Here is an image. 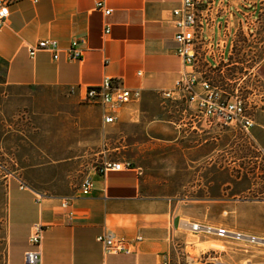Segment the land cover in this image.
Instances as JSON below:
<instances>
[{
	"label": "crops",
	"instance_id": "1",
	"mask_svg": "<svg viewBox=\"0 0 264 264\" xmlns=\"http://www.w3.org/2000/svg\"><path fill=\"white\" fill-rule=\"evenodd\" d=\"M99 1L112 10L110 16L96 10ZM213 1L221 4L211 11L209 25L196 47L195 72L205 78L225 62L237 31L249 28L247 7L255 8L253 0ZM181 3L13 0L10 16L0 29V106H6L5 114L18 112L29 104L25 96L33 95L49 105L61 99L80 105L87 89L100 86L105 78L120 79L125 88L141 90V98L112 111L116 118L112 124L104 123L103 109L80 105L83 109L81 121L74 125L77 128L73 123L45 127L44 142L22 161L24 171L8 172L0 163L5 264H26V252L33 250L29 238L35 226L43 229L38 264H216V257L200 263V255L208 250L198 251L196 242L187 245L182 235L196 237L182 220L190 217L186 207L192 205L147 197L141 187V172L132 166L157 146L167 144L172 126L183 131L188 154L193 149L189 147L193 142L190 135L196 136V131L191 112L159 96L191 71L176 52L172 11ZM41 40L57 42V61L48 52L30 56V47ZM75 41L80 42L82 61L68 58ZM256 77L264 91V59ZM255 109L250 137L264 147V97ZM0 124L1 136L4 124ZM79 140L86 141L80 146L86 147L90 164L80 181L70 184L61 163L70 160L75 166ZM106 161L130 163L131 168L102 175L98 168ZM85 179L94 185L89 196L80 191ZM176 187L181 192L186 186ZM192 190L196 191V186ZM66 200L70 206L64 208ZM249 203L237 208L239 225L225 229L251 234L239 218L264 206L257 201ZM105 232L131 242V253L104 254L96 239ZM138 237L142 240L135 242Z\"/></svg>",
	"mask_w": 264,
	"mask_h": 264
},
{
	"label": "rangeland",
	"instance_id": "2",
	"mask_svg": "<svg viewBox=\"0 0 264 264\" xmlns=\"http://www.w3.org/2000/svg\"><path fill=\"white\" fill-rule=\"evenodd\" d=\"M253 1L261 5V11L256 10L255 13L254 8L247 7L250 13L248 17L251 18L248 29L251 30L237 31L225 62L222 61L215 73L208 74L206 79L226 92L237 90L245 101L255 100L258 103L264 97L256 77L264 59V0ZM252 4L255 7V3ZM25 99L29 104L13 115L5 114L6 106H0V123L4 124V133L0 136V163L8 172L24 171L26 166L22 161H27L33 147L41 146L44 142L45 127L51 123H73V127L77 128L74 125L81 121V104L61 99L59 103L49 105L35 95L25 96ZM255 110V106L251 107L252 118L257 114ZM79 131L73 130L72 133ZM182 134L183 131L172 126L167 144L157 146L142 161L132 163L141 172L143 194L149 198L189 202L187 205L192 206L186 208L190 217H183L182 220L228 229L239 225L236 214L238 207L252 201L261 202L264 206V147L260 143L233 128L202 134L196 132V136L190 135L193 142L189 147L193 149L188 154ZM84 142L78 141L80 149L74 160L76 167L70 160L65 161L64 165L61 163L62 172H66L64 175H67L70 184L77 182L90 164L89 154L84 151L86 147L80 146ZM176 185L186 186L185 191L180 192ZM194 186L196 191L192 190ZM2 197L0 264H5L1 240V219L4 214ZM194 202L196 207H193ZM239 219L248 233L257 235L255 237L261 235L258 238L264 239V209H255ZM182 235L188 241L187 245L196 242L198 251L208 250L206 255H200V263L209 257L219 258L216 262L225 264H232V260H241L240 264L264 260V244L249 245L202 234L196 237L189 233Z\"/></svg>",
	"mask_w": 264,
	"mask_h": 264
},
{
	"label": "built area",
	"instance_id": "3",
	"mask_svg": "<svg viewBox=\"0 0 264 264\" xmlns=\"http://www.w3.org/2000/svg\"><path fill=\"white\" fill-rule=\"evenodd\" d=\"M13 0H0V29L3 23L10 16V7ZM255 3L256 10L261 11L257 1ZM220 2L213 0H182L181 7L172 11V23L176 29L175 41L178 44L177 54L182 57L186 67L191 71L184 74L174 85V88L167 91H161L159 96L162 101L180 105L185 110L191 112L194 122L192 129L197 133L220 132L225 129L233 128L245 136L250 135V131L254 126V120L251 115V107L256 108V101H245L238 91L226 92L218 86L211 83L209 79L199 76L195 72L197 64L196 47L203 34V30L209 25L210 13L217 10ZM96 10L102 11L104 16L111 15L112 10L105 7L104 1L96 3ZM109 33V28L105 30ZM75 41L68 53L71 61H82V50ZM39 52H48L52 54L53 60L59 59L60 51L57 42L53 40H41L35 46L30 47L29 54L32 58ZM230 85L232 84L229 81ZM141 98V90L125 88L120 79L105 78L98 87H90L81 99L82 106L98 107L106 111L104 123L112 124L116 118L110 113L118 109V107L127 105L132 102L139 101ZM108 111V113H107ZM130 163L106 161L98 168L100 174L106 172H121L129 170ZM23 188V185H22ZM94 188L93 182L89 179L82 181L80 191L82 196H89ZM70 206V201L66 200L63 204L64 208ZM190 233L202 234L205 236H214L218 239L240 242L249 245L261 246V239L245 233L228 231L222 227H215L207 224L194 222H184ZM43 229L41 226H35L33 233L29 238V245L33 250H29L25 254L26 264L40 263V246L42 242ZM97 242L103 245L104 254L117 255L120 253L130 254L129 246L131 242L116 238L112 233H103L97 237ZM138 237L135 242L141 241ZM214 253V252H213ZM212 259L211 257H209ZM168 264V263H162ZM216 264H225L216 262ZM249 264H252L249 262ZM254 264H264V260Z\"/></svg>",
	"mask_w": 264,
	"mask_h": 264
},
{
	"label": "bare ground",
	"instance_id": "4",
	"mask_svg": "<svg viewBox=\"0 0 264 264\" xmlns=\"http://www.w3.org/2000/svg\"><path fill=\"white\" fill-rule=\"evenodd\" d=\"M258 238V237H257ZM260 239V238H259ZM262 241H263V243H264V239H261V241H259V243H261L262 244Z\"/></svg>",
	"mask_w": 264,
	"mask_h": 264
}]
</instances>
